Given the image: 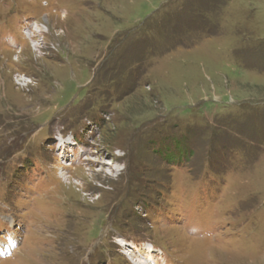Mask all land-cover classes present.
Wrapping results in <instances>:
<instances>
[{
    "label": "rangeland",
    "instance_id": "374dc122",
    "mask_svg": "<svg viewBox=\"0 0 264 264\" xmlns=\"http://www.w3.org/2000/svg\"><path fill=\"white\" fill-rule=\"evenodd\" d=\"M146 249L264 264V0H0V264Z\"/></svg>",
    "mask_w": 264,
    "mask_h": 264
},
{
    "label": "bare ground",
    "instance_id": "6f19581e",
    "mask_svg": "<svg viewBox=\"0 0 264 264\" xmlns=\"http://www.w3.org/2000/svg\"><path fill=\"white\" fill-rule=\"evenodd\" d=\"M34 27H35V25H34ZM26 35L29 37V33H26ZM140 254H141V256L144 255L145 258H144V260L141 259V260H138V262L136 261V264H150V261H154L153 257H152V251L150 249L140 251Z\"/></svg>",
    "mask_w": 264,
    "mask_h": 264
}]
</instances>
